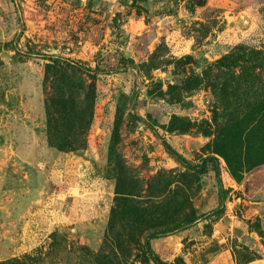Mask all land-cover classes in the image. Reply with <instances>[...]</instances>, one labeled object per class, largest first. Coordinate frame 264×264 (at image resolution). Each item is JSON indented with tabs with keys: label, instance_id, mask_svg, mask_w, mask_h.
<instances>
[{
	"label": "rangeland",
	"instance_id": "obj_1",
	"mask_svg": "<svg viewBox=\"0 0 264 264\" xmlns=\"http://www.w3.org/2000/svg\"><path fill=\"white\" fill-rule=\"evenodd\" d=\"M0 264H264V0H0Z\"/></svg>",
	"mask_w": 264,
	"mask_h": 264
},
{
	"label": "trees",
	"instance_id": "obj_2",
	"mask_svg": "<svg viewBox=\"0 0 264 264\" xmlns=\"http://www.w3.org/2000/svg\"><path fill=\"white\" fill-rule=\"evenodd\" d=\"M76 65L80 66L81 69H84L87 72H93V73H98V72H110L109 69H103L100 68L98 65L89 68L88 66H85L83 62H80L79 60H73ZM231 61L229 58L226 57H221L218 60L214 61L211 65H217L221 68H228L231 66ZM152 129V128H151ZM162 144L165 147L167 153H169L173 158H175L181 165L184 167H187L188 169H191L195 171L198 174H205L209 170L213 172L214 179L217 184V203L218 206L222 204L228 193L230 192V189L225 188L222 184V179H221V166L219 164V160L215 156H207L204 157L203 159L200 160L198 163H194L188 159H186L184 156L179 154L177 151H175L167 142L162 140ZM214 213L217 215L219 214L218 211H214ZM161 232H156L153 234H150L147 239L149 238H156Z\"/></svg>",
	"mask_w": 264,
	"mask_h": 264
},
{
	"label": "water",
	"instance_id": "obj_3",
	"mask_svg": "<svg viewBox=\"0 0 264 264\" xmlns=\"http://www.w3.org/2000/svg\"><path fill=\"white\" fill-rule=\"evenodd\" d=\"M181 65H182V63H179L176 66V69H177L178 73L173 74V73L167 72L165 74V76H164V79L166 81H169V82H172V81H175V80H179V79H183L186 72L181 68Z\"/></svg>",
	"mask_w": 264,
	"mask_h": 264
},
{
	"label": "crops",
	"instance_id": "obj_4",
	"mask_svg": "<svg viewBox=\"0 0 264 264\" xmlns=\"http://www.w3.org/2000/svg\"><path fill=\"white\" fill-rule=\"evenodd\" d=\"M233 229L237 232L240 228H237V226H235Z\"/></svg>",
	"mask_w": 264,
	"mask_h": 264
}]
</instances>
